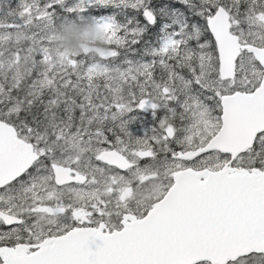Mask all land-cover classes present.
Listing matches in <instances>:
<instances>
[{"label": "snow or ice", "instance_id": "obj_1", "mask_svg": "<svg viewBox=\"0 0 264 264\" xmlns=\"http://www.w3.org/2000/svg\"><path fill=\"white\" fill-rule=\"evenodd\" d=\"M0 264H264V0H0Z\"/></svg>", "mask_w": 264, "mask_h": 264}, {"label": "rangeland", "instance_id": "obj_2", "mask_svg": "<svg viewBox=\"0 0 264 264\" xmlns=\"http://www.w3.org/2000/svg\"><path fill=\"white\" fill-rule=\"evenodd\" d=\"M56 41L60 48L70 53H80L78 45L81 42L98 44L104 49L108 43L105 34L97 32L94 23L75 20H67L58 26Z\"/></svg>", "mask_w": 264, "mask_h": 264}, {"label": "water", "instance_id": "obj_3", "mask_svg": "<svg viewBox=\"0 0 264 264\" xmlns=\"http://www.w3.org/2000/svg\"><path fill=\"white\" fill-rule=\"evenodd\" d=\"M79 48L81 49L82 52H103L105 51L104 48L101 46H96L88 43H81L79 44Z\"/></svg>", "mask_w": 264, "mask_h": 264}]
</instances>
